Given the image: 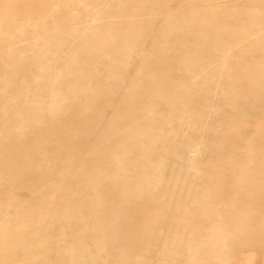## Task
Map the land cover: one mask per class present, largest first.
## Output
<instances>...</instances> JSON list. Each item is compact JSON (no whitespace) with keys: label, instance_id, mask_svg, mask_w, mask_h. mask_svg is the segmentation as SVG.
<instances>
[{"label":"rangeland","instance_id":"rangeland-1","mask_svg":"<svg viewBox=\"0 0 264 264\" xmlns=\"http://www.w3.org/2000/svg\"><path fill=\"white\" fill-rule=\"evenodd\" d=\"M0 29V264H264V0H0Z\"/></svg>","mask_w":264,"mask_h":264},{"label":"bare ground","instance_id":"bare-ground-1","mask_svg":"<svg viewBox=\"0 0 264 264\" xmlns=\"http://www.w3.org/2000/svg\"><path fill=\"white\" fill-rule=\"evenodd\" d=\"M91 15L93 17H95V18H98V16H100L101 14H100L99 11H92L91 12ZM16 36H20V35L18 33H16ZM77 38L80 41L85 40L81 33H77ZM12 39H13V36L12 35H10V36H7L5 34L3 35V32L0 29V40H3L5 42H7V44H9ZM64 41H66V39L61 38V42H64ZM68 41H70V40H68ZM33 42H35L34 41V37L32 39H29L28 41H26L25 42V46L30 45ZM25 46H23V47H25ZM37 47H38L37 48V50H38L37 53H39V51L45 49L43 45H39ZM34 58H35L34 57V52L32 51L31 59H30V65H33L34 66L33 75L35 77H40V78L41 77H45V74L46 73L43 71L44 70V67L42 66V62H40L39 59H34ZM67 63H69V67L73 68L74 73L76 72L79 77H82L85 74L84 65L79 64V63H75L72 60L71 56H68L66 58V64ZM76 78L77 77H74V75L71 76L70 77L71 80L68 81V83H70V85L73 86L74 88H76V87H78L80 89L81 88H83V89L87 88V89L91 90L90 89V86L83 85L82 82L78 81V79H76ZM218 87H220V85ZM218 87H216L217 90H218ZM45 89L48 90L47 91V99L45 101H41V99H39V100L35 99L34 96L31 93H29V92H25L23 94L24 95V100H22V101H25L30 106L37 107L38 109H42V107H44L45 109H49L51 107H57V106H61V105L65 106V104L62 103L63 102V100H62L63 96H62V94L59 91H56L53 88H50L48 86ZM77 93H78V91H71V92H69V94L72 96V98L74 100H77L76 99L78 97V94ZM86 93L88 94V96H86V99L84 100V102H86L87 100L90 101L91 99H93V91H87ZM34 100H37L38 101V104L37 105L31 104V102L34 101Z\"/></svg>","mask_w":264,"mask_h":264}]
</instances>
